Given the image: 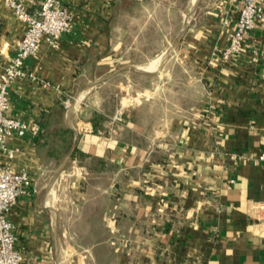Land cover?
Masks as SVG:
<instances>
[{
  "label": "crops",
  "instance_id": "crops-1",
  "mask_svg": "<svg viewBox=\"0 0 264 264\" xmlns=\"http://www.w3.org/2000/svg\"><path fill=\"white\" fill-rule=\"evenodd\" d=\"M148 1L64 0L74 29L42 42L11 85L9 114L40 128L9 137L16 156L0 157L33 180L9 215L26 264H264V19L225 61L240 0H192L149 52L128 30ZM25 31L0 0V76ZM69 163L87 176L67 195Z\"/></svg>",
  "mask_w": 264,
  "mask_h": 264
},
{
  "label": "built area",
  "instance_id": "built-area-1",
  "mask_svg": "<svg viewBox=\"0 0 264 264\" xmlns=\"http://www.w3.org/2000/svg\"><path fill=\"white\" fill-rule=\"evenodd\" d=\"M19 19L26 24V31L18 41L17 51L4 67L0 76V157L14 159L16 152L8 144L9 137L24 136L28 131L37 136L38 126L31 128L9 114L10 88L19 77L25 76V61L35 57L42 42L55 47L59 39L74 29V18L64 0H38L35 11H30L25 0H3ZM264 19V0H240V11L235 29L221 55L229 61L239 55L247 43V36ZM253 60L258 61V50L254 49ZM32 78L33 75H30ZM47 86V84H45ZM260 159L264 161V153ZM33 180L26 168L11 170L0 158V264H26L18 249L15 226L9 215L22 196L32 193Z\"/></svg>",
  "mask_w": 264,
  "mask_h": 264
},
{
  "label": "rangeland",
  "instance_id": "rangeland-1",
  "mask_svg": "<svg viewBox=\"0 0 264 264\" xmlns=\"http://www.w3.org/2000/svg\"><path fill=\"white\" fill-rule=\"evenodd\" d=\"M192 0H149L147 9L143 12H133L132 22L129 32L133 36H143L144 48L149 52L163 50L165 39L170 34H177L181 28L182 13L189 11ZM153 13V14H152ZM152 15V18H151ZM172 24H169V23ZM175 23H178L177 25ZM146 45V46H145ZM139 86H147L151 82V77L134 75L132 78ZM120 76L117 75L112 81V86L106 88V92L111 99L119 101L123 97V90L120 89ZM87 176V170L77 165L69 163L59 178V187L63 184L64 194L69 195L73 186L83 177Z\"/></svg>",
  "mask_w": 264,
  "mask_h": 264
},
{
  "label": "trees",
  "instance_id": "trees-1",
  "mask_svg": "<svg viewBox=\"0 0 264 264\" xmlns=\"http://www.w3.org/2000/svg\"><path fill=\"white\" fill-rule=\"evenodd\" d=\"M105 119L103 115L97 114L94 119L95 127L101 126ZM60 131H62L61 137L57 138L56 142L59 148L64 151V156H66L73 143V131L67 127L65 121L61 122Z\"/></svg>",
  "mask_w": 264,
  "mask_h": 264
}]
</instances>
